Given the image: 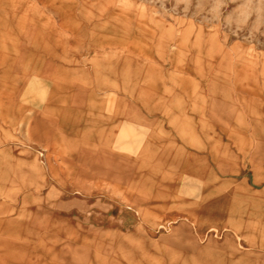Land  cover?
<instances>
[{"label":"rangeland","instance_id":"374dc122","mask_svg":"<svg viewBox=\"0 0 264 264\" xmlns=\"http://www.w3.org/2000/svg\"><path fill=\"white\" fill-rule=\"evenodd\" d=\"M117 92L181 163L136 125L96 164ZM0 264H264V0H0Z\"/></svg>","mask_w":264,"mask_h":264},{"label":"crops","instance_id":"0c3cea01","mask_svg":"<svg viewBox=\"0 0 264 264\" xmlns=\"http://www.w3.org/2000/svg\"><path fill=\"white\" fill-rule=\"evenodd\" d=\"M115 109L109 116H104L102 113L95 111L93 119L90 118L87 121L90 130L89 145H94V157L96 164L100 168H117L115 163L119 161H128V154L120 153L116 146H129L134 145V133L136 125L143 127V140L142 145L151 147L155 145H165L166 150L164 162L167 163H181L183 160L182 154L177 151V145L180 143L177 140L176 129L174 126L168 123V118L143 111L138 115L137 122L135 120V114L130 112L129 106L135 104L134 99L128 95L116 94L114 99ZM126 106V107H125ZM133 109V108H131ZM69 110L66 107H60L55 120L52 119L54 129L47 140V150L39 148L29 147V151L32 155H35L39 159L41 154L45 153L46 159H49L51 153H60L64 150L65 144L68 143V128L69 119L66 113ZM86 127V126H85ZM164 133V137L159 136L158 133ZM93 140V142H92ZM35 146V145H34ZM179 153V154H178ZM192 151L190 152V154ZM49 155V156H48ZM51 157V156H50ZM194 158L191 155V160ZM63 161L64 158H62ZM190 160V161H191ZM196 160V159H195ZM103 161L109 164H103ZM193 162V161H191ZM165 168H181L182 165H167Z\"/></svg>","mask_w":264,"mask_h":264}]
</instances>
